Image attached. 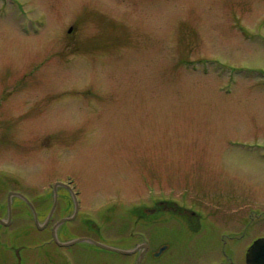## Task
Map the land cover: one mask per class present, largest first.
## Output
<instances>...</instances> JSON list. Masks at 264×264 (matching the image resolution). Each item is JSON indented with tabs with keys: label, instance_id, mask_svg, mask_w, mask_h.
I'll list each match as a JSON object with an SVG mask.
<instances>
[{
	"label": "rangeland",
	"instance_id": "obj_1",
	"mask_svg": "<svg viewBox=\"0 0 264 264\" xmlns=\"http://www.w3.org/2000/svg\"><path fill=\"white\" fill-rule=\"evenodd\" d=\"M0 131V191L71 177L84 228L105 233L93 214L108 202L232 193L253 223L233 248L243 264L247 234L264 236V0H0ZM13 235L0 264L47 257ZM69 250L57 264L120 260Z\"/></svg>",
	"mask_w": 264,
	"mask_h": 264
},
{
	"label": "flooded vegetation",
	"instance_id": "obj_2",
	"mask_svg": "<svg viewBox=\"0 0 264 264\" xmlns=\"http://www.w3.org/2000/svg\"><path fill=\"white\" fill-rule=\"evenodd\" d=\"M194 203L198 204V202L196 201ZM165 211H172L174 214L180 215L183 224L180 223L179 225H185L189 232L195 231V229L201 222V218H203V215L196 213L195 211L189 210L186 207L179 208L175 204L164 205V202L158 201L156 209L154 210V212H156L158 215L157 219H163L161 214ZM174 239L175 238L170 236L168 237V241H161V237H156L151 241L150 245H148L146 253L152 258L155 264H158L159 260L154 257H159L163 254H166L169 257L173 255L175 250Z\"/></svg>",
	"mask_w": 264,
	"mask_h": 264
},
{
	"label": "water",
	"instance_id": "obj_3",
	"mask_svg": "<svg viewBox=\"0 0 264 264\" xmlns=\"http://www.w3.org/2000/svg\"><path fill=\"white\" fill-rule=\"evenodd\" d=\"M104 247V246H103ZM247 264H264V240H257L246 255Z\"/></svg>",
	"mask_w": 264,
	"mask_h": 264
}]
</instances>
